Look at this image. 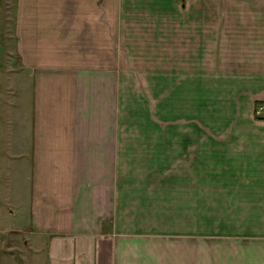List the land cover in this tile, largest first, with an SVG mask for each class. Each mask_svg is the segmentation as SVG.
I'll list each match as a JSON object with an SVG mask.
<instances>
[{
    "label": "crops",
    "instance_id": "0c3cea01",
    "mask_svg": "<svg viewBox=\"0 0 264 264\" xmlns=\"http://www.w3.org/2000/svg\"><path fill=\"white\" fill-rule=\"evenodd\" d=\"M18 9L34 79L29 263L264 264V0ZM134 56L155 89L170 72L171 99L187 104L169 128L160 102L153 128L120 111L130 68H116Z\"/></svg>",
    "mask_w": 264,
    "mask_h": 264
},
{
    "label": "rangeland",
    "instance_id": "374dc122",
    "mask_svg": "<svg viewBox=\"0 0 264 264\" xmlns=\"http://www.w3.org/2000/svg\"><path fill=\"white\" fill-rule=\"evenodd\" d=\"M18 1L0 0V264H30L34 257L27 243L24 219L34 79L18 49ZM123 58L126 57L116 56V64L122 65ZM131 60L130 66L116 68L121 71L130 68V71L116 73L129 86L120 95V111L130 116L132 128H153L156 102H160L162 126L169 128L172 109L179 116L187 110L185 102L176 97L171 99V73L163 72V88L155 89L153 72L140 71L148 67L140 65L142 57L134 56ZM147 115H152L150 121Z\"/></svg>",
    "mask_w": 264,
    "mask_h": 264
},
{
    "label": "built area",
    "instance_id": "2783aa9c",
    "mask_svg": "<svg viewBox=\"0 0 264 264\" xmlns=\"http://www.w3.org/2000/svg\"><path fill=\"white\" fill-rule=\"evenodd\" d=\"M262 111H264V106H261V107L257 110V114H261Z\"/></svg>",
    "mask_w": 264,
    "mask_h": 264
}]
</instances>
